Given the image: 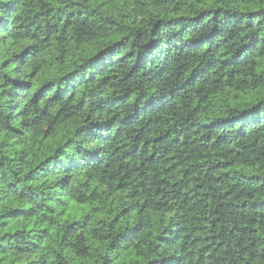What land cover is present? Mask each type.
<instances>
[{
	"label": "trees",
	"instance_id": "16d2710c",
	"mask_svg": "<svg viewBox=\"0 0 264 264\" xmlns=\"http://www.w3.org/2000/svg\"><path fill=\"white\" fill-rule=\"evenodd\" d=\"M231 3L0 0V264H264V0Z\"/></svg>",
	"mask_w": 264,
	"mask_h": 264
},
{
	"label": "clouds",
	"instance_id": "9594fccd",
	"mask_svg": "<svg viewBox=\"0 0 264 264\" xmlns=\"http://www.w3.org/2000/svg\"><path fill=\"white\" fill-rule=\"evenodd\" d=\"M5 2H7V0H5ZM189 3L193 4V8L190 9L189 12H185L184 15H190V14H198L196 12L195 9V0H189ZM223 6L225 8H230L232 7V3L231 0H223ZM261 7H264V4L260 5ZM237 9L239 8V5L236 6ZM247 10V8L245 7V11ZM0 15H2V13H0ZM240 21H241V25L243 24L244 21L248 20V17H239ZM259 21V27L262 31H264V17H259L257 18ZM210 26L209 25H201L200 26V30L201 31H207L208 28ZM86 74V70H81L80 75H85ZM170 81H164V82H160L159 84L155 85L154 87L149 86L150 88H152V90L154 92H156L158 94L160 89H166L167 87H169ZM65 85H67V87L69 89H71L73 87V85L70 82H61V88H64ZM178 86V84L176 85ZM145 89L141 88L140 92L144 93ZM178 111L180 113L184 112L183 107L179 108ZM233 116H239L238 113H232ZM91 146V147H89ZM96 147V145L93 143V141L90 139V133L88 129H84L76 138V142L74 145H69V148L72 149L71 152L68 151V149H65V163H68L69 161L72 160H76V159H80V158H87L88 153L93 150V148Z\"/></svg>",
	"mask_w": 264,
	"mask_h": 264
}]
</instances>
